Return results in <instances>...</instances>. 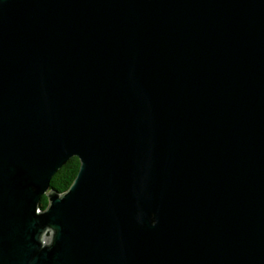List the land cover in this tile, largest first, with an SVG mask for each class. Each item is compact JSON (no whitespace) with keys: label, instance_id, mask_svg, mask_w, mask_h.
Listing matches in <instances>:
<instances>
[{"label":"water","instance_id":"95a60500","mask_svg":"<svg viewBox=\"0 0 264 264\" xmlns=\"http://www.w3.org/2000/svg\"><path fill=\"white\" fill-rule=\"evenodd\" d=\"M0 264H264V0H0Z\"/></svg>","mask_w":264,"mask_h":264},{"label":"trees","instance_id":"16d2710c","mask_svg":"<svg viewBox=\"0 0 264 264\" xmlns=\"http://www.w3.org/2000/svg\"><path fill=\"white\" fill-rule=\"evenodd\" d=\"M80 167V160L78 157H71L52 177L51 187L59 192L66 191L72 184ZM49 204V199L43 195L39 202V207L44 210Z\"/></svg>","mask_w":264,"mask_h":264}]
</instances>
